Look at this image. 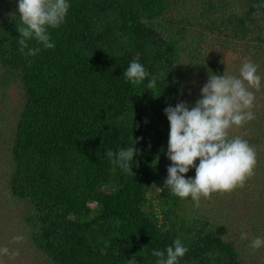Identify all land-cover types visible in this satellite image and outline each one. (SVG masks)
Returning <instances> with one entry per match:
<instances>
[{"label":"trees","instance_id":"16d2710c","mask_svg":"<svg viewBox=\"0 0 264 264\" xmlns=\"http://www.w3.org/2000/svg\"><path fill=\"white\" fill-rule=\"evenodd\" d=\"M67 2L64 23L49 28L55 47L31 40L41 51L26 57L17 4L0 0V222L15 232L9 239L22 236L40 264H156L152 251L177 238L188 248L178 264H242L234 242L187 211L191 197L164 185V109L194 104L209 71L239 77L244 63L257 65L254 119L229 136L254 148L244 186L264 196V0ZM133 60L159 76L154 90L123 76ZM11 88L21 97L16 110ZM140 137L135 176L125 174L114 154Z\"/></svg>","mask_w":264,"mask_h":264},{"label":"clouds","instance_id":"9594fccd","mask_svg":"<svg viewBox=\"0 0 264 264\" xmlns=\"http://www.w3.org/2000/svg\"><path fill=\"white\" fill-rule=\"evenodd\" d=\"M69 7L67 0H18L19 51L26 57L38 55L41 48L30 47L28 42L31 40L44 49L54 48L49 28L55 29L64 23ZM123 76L133 85L147 80L149 90H154L159 80V76L150 73L136 60L129 64ZM260 86L257 65L246 62L240 68L239 77L209 71L207 82L194 104L178 101L164 109L170 125L166 155L171 161L164 185L172 194L181 199L191 197L199 206L201 198L211 199L213 193L232 192L243 187L254 175L257 163L254 148L240 137L230 138L229 130L254 119L251 109L255 95L250 88L259 90ZM142 139L133 138L132 146L114 154L115 163L125 174L135 176L133 158L139 154L135 144ZM135 166H139L138 162ZM193 168L195 177L186 178L185 174ZM240 238L247 239L248 234L242 232ZM23 239L22 236L13 237L16 242ZM262 246L264 239L260 237L251 241L254 249ZM187 252L188 248L177 238L166 250L154 249L151 254L158 258L156 264H178L179 258ZM15 254L7 247L0 248V255Z\"/></svg>","mask_w":264,"mask_h":264},{"label":"rangeland","instance_id":"374dc122","mask_svg":"<svg viewBox=\"0 0 264 264\" xmlns=\"http://www.w3.org/2000/svg\"><path fill=\"white\" fill-rule=\"evenodd\" d=\"M18 5V0H14ZM10 109H17L20 106L21 97L17 88L9 90ZM12 116H10V120ZM7 132L6 134H9ZM0 131V145L7 138L2 136ZM198 165V163H196ZM2 170V169H1ZM1 174V171H0ZM186 178L195 177V169L185 174ZM3 179V177H2ZM264 187V186H263ZM256 188L253 184L238 187L232 192L213 193L211 199L201 198L199 206L193 200L187 203V211L194 208V214L215 225L226 241L234 242L240 254L242 264H264V246L259 249L251 247V241L257 237L264 239V232L260 228L257 217L260 215L259 206L264 204V196L257 198ZM256 191V192H255ZM2 195L0 194V203ZM0 222V248L7 247L15 255H0V264H40L35 253L27 255L26 244L13 241L9 236L15 232L6 233ZM248 234L247 239H241V233Z\"/></svg>","mask_w":264,"mask_h":264}]
</instances>
